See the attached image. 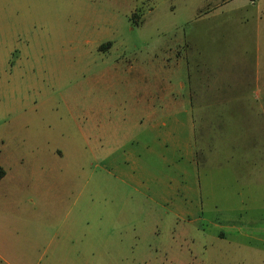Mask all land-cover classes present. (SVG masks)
<instances>
[{"label": "rangeland", "instance_id": "rangeland-1", "mask_svg": "<svg viewBox=\"0 0 264 264\" xmlns=\"http://www.w3.org/2000/svg\"><path fill=\"white\" fill-rule=\"evenodd\" d=\"M0 166V240L264 264V0H0Z\"/></svg>", "mask_w": 264, "mask_h": 264}, {"label": "crops", "instance_id": "crops-1", "mask_svg": "<svg viewBox=\"0 0 264 264\" xmlns=\"http://www.w3.org/2000/svg\"><path fill=\"white\" fill-rule=\"evenodd\" d=\"M254 2L255 0H249ZM168 81V79H167ZM201 83L206 84L205 89H213L214 86L207 84L202 81ZM184 84L179 83V89H183ZM174 85L171 84L169 80L167 83H164V93L161 95V98L165 95L169 101L173 103L176 100H180L181 95L178 97L173 91ZM193 89L192 91H194ZM167 91V92H166ZM196 93V92H195ZM195 93L188 95L189 103L198 102L200 104L214 105L216 104L212 100L213 97H196ZM194 94V96H193ZM197 94V93H196ZM185 101H188L187 98L183 97ZM207 99V101H202ZM181 101V100H180ZM184 102V101H183ZM213 103V104H211ZM193 135V134H192ZM190 147L192 150V161L197 166L195 162V156L193 155V143L190 142ZM1 167V166H0ZM2 168V167H1ZM3 170V168H2ZM4 171V170H3ZM5 175V172H4ZM3 175V177H4ZM2 177V178H3ZM0 178V179H2ZM21 214V216H20ZM42 211H38L30 214V219L33 220L34 225L25 226L23 223H20L19 231V241H9V240H0V264H86L88 262L87 258L89 256V251L91 250V245L85 241V231L83 228H74L68 227L64 234L70 236L68 239L70 243L60 242L59 239V229L56 228L55 231L49 233L44 232V229L40 225ZM20 220L26 219V214L24 212H19ZM23 222V221H22ZM3 229L2 233L5 232L10 235L12 228L9 223H5L0 226ZM79 234V239L75 241L74 235ZM8 239V238H7Z\"/></svg>", "mask_w": 264, "mask_h": 264}, {"label": "trees", "instance_id": "trees-1", "mask_svg": "<svg viewBox=\"0 0 264 264\" xmlns=\"http://www.w3.org/2000/svg\"><path fill=\"white\" fill-rule=\"evenodd\" d=\"M4 175V171L2 170V168L0 167V178H2Z\"/></svg>", "mask_w": 264, "mask_h": 264}]
</instances>
